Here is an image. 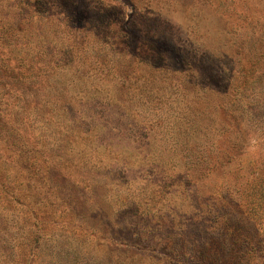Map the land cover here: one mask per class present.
Returning <instances> with one entry per match:
<instances>
[{"label": "rangeland", "instance_id": "1", "mask_svg": "<svg viewBox=\"0 0 264 264\" xmlns=\"http://www.w3.org/2000/svg\"><path fill=\"white\" fill-rule=\"evenodd\" d=\"M0 264H264V0H0Z\"/></svg>", "mask_w": 264, "mask_h": 264}]
</instances>
